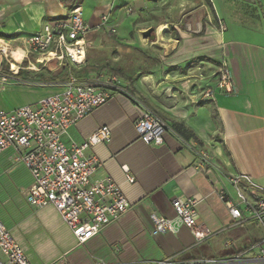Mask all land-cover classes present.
Here are the masks:
<instances>
[{
	"label": "crops",
	"instance_id": "0c3cea01",
	"mask_svg": "<svg viewBox=\"0 0 264 264\" xmlns=\"http://www.w3.org/2000/svg\"><path fill=\"white\" fill-rule=\"evenodd\" d=\"M71 1L0 0V34L8 36L0 43L10 48L14 62L10 67L17 68L16 73L7 70L6 74L13 80L23 77V72L28 73L24 78L38 75L42 79L40 84L22 81L25 85L21 87H2L0 111L36 105L64 85L67 73H74L67 64L59 67L55 63L59 72L41 69L42 74H37L35 65L49 63L40 62L26 46L28 37L63 18ZM78 5L91 29V40L108 32L128 44L133 27L137 36L152 27L157 38L150 44L162 51L164 57H158L165 74L158 69L131 87L124 84L128 95L115 94L61 136L68 147L84 142L100 127L109 128L110 141L92 147L85 156L101 165L92 179L112 178L129 204L124 215L83 245L52 207L34 209L26 203L25 192L32 179L22 164L13 162L15 151L9 148L0 155V221L28 261L139 264L177 256L189 262L249 255L258 256V264H264V227L257 222L231 225L215 194L221 185L214 173L216 168L247 175L264 190V0H184L167 11L182 16L183 29L173 25L174 17L141 27L147 22L143 17L162 10L166 0H79ZM102 17L107 18L104 25ZM96 61L93 53L86 56L89 67L96 66ZM220 64L227 66L235 91L223 95L214 90L213 100H205L201 95L206 89H215ZM20 69L19 78H14ZM97 73L74 74L85 82ZM168 80L179 81L180 88H164ZM9 90L19 93L22 102L7 103L3 95ZM145 111L155 113L166 124L160 147L144 145L135 134L134 124ZM127 176L134 179L133 184L126 182ZM175 198L197 200L198 225L213 234L206 243L197 245L185 228L175 235L153 233L154 217L174 218L171 201ZM225 243L230 244L227 249Z\"/></svg>",
	"mask_w": 264,
	"mask_h": 264
},
{
	"label": "built area",
	"instance_id": "2783aa9c",
	"mask_svg": "<svg viewBox=\"0 0 264 264\" xmlns=\"http://www.w3.org/2000/svg\"><path fill=\"white\" fill-rule=\"evenodd\" d=\"M78 4V0H73L63 18L27 38L26 46L30 54L41 58L40 62H54L59 67L63 64L70 67L85 64L91 29L84 22ZM101 21L104 25L107 18L102 17ZM220 31H224L222 25ZM6 79L3 75L0 80L5 83ZM214 90L223 95H231L235 91L231 74L223 64L219 68L215 89L205 90L202 98L213 100ZM115 94L129 93L123 81L114 74L101 72L87 82L69 74L62 87L36 105L10 112L0 111V155L12 148L16 153L13 162L22 164L32 179L25 192L26 203L34 209L52 207L79 245L85 244L102 228L124 215L129 204L120 185L112 178L92 179L101 165L94 157L85 156L87 150L110 141L109 128L100 127L84 142L68 147L62 143L61 136L71 126L107 104ZM166 129L164 120L151 111L143 112L134 124L138 140L146 146H162ZM214 173L221 185L215 194L231 218V225L257 222L264 227V190L247 175H232L216 168ZM126 182L133 184L134 179L127 176ZM197 203L194 198L173 199L174 218L154 217L153 233L175 235L185 228L191 232L197 245L206 243L213 234L199 227ZM229 246V243L224 244L225 249ZM261 253L264 254V250ZM243 262L260 263L256 259L244 260L242 256L233 255L220 260L189 262H183L177 256L139 264ZM0 264H31L1 221Z\"/></svg>",
	"mask_w": 264,
	"mask_h": 264
},
{
	"label": "rangeland",
	"instance_id": "374dc122",
	"mask_svg": "<svg viewBox=\"0 0 264 264\" xmlns=\"http://www.w3.org/2000/svg\"><path fill=\"white\" fill-rule=\"evenodd\" d=\"M166 1H167V5H163L162 10L150 11L146 16L143 17V19L147 20V22H142V24L140 22H137L136 25L140 26L141 24L142 25L141 27L144 28V27H148L147 23L149 24H155L159 22L166 23L169 20H172V18L174 17L172 20L173 25L177 26L179 29L181 28L183 29L185 22L184 20H182V16L179 15L175 17V15H171L168 12L172 8H177V4L182 3L184 0H166ZM174 10H175L174 12H177L176 9ZM197 19L198 18H196V20ZM198 21L202 22V20H199V19ZM190 24L194 25V22ZM148 30H152V27L147 29L146 31ZM169 30H170L171 36L174 37L175 32L170 27H169ZM132 32L133 33H131L130 39L127 41L128 44H123L121 41L116 39L113 33H108V32H103V35L100 36L99 39L92 38L90 42V48L88 49V52H87V56L93 53L97 57V61L95 63L96 66L91 65V67H89L88 63H86L87 67H82V66L73 67V72L75 74L79 73L83 75L85 73L90 72V70L94 72L96 67H100L103 64H108L111 70L120 72L125 77H132L134 75L141 74L142 72H154L155 73L157 72L158 69H159V72H162L164 75L165 70L164 69L160 70L161 65L159 64L162 59L160 57H164V55L162 54V51H159L155 49L154 46H151L150 44L151 40L142 38V35L137 36L136 34L137 30L135 27H133ZM151 35L157 38L154 32H152ZM158 37L161 38V36H158ZM3 48L6 49L5 50L6 53H2V51H0V72H4L3 71L4 65H8L7 70L11 73L10 64L14 63L13 59L10 58L11 50L10 48H7L4 44L0 43V50ZM159 55L160 57H158ZM31 61L32 63L34 62L33 59H31ZM20 66L27 67V64H21ZM34 67H35L34 70H37V71L43 69V70H51L53 73L59 72L58 67L57 65H55L54 62L47 64L45 67L43 65H35ZM37 71H33V72H37ZM39 72L40 71H38L37 74L41 75L42 73H39ZM103 72L112 74V72H110L109 70H105ZM4 74L2 75L6 76L8 79H6L5 83L1 82L0 80V98H2L1 97L2 87H10V86L11 87L12 86L21 87L25 85V83L22 81H30L31 85L40 84L42 82L41 81L42 79L39 80V78L37 77L38 75H34V76L31 75V77L30 76L28 77L29 79L24 78L25 76H27L24 74H28L25 72H23V77L21 78H19L20 74L14 77V78H19L20 81L18 79L13 80L5 72ZM2 77L3 76L0 75V79ZM171 86L174 89L180 88L179 81L168 80L163 85L164 88H169V89ZM3 97L6 99L7 103H9L10 105H16L22 102V97L20 96V94L17 92H12L10 90L6 91ZM223 258L224 256L222 257L215 256L216 260H220ZM257 258L258 256L257 257L249 256V255L248 257L244 256V260L257 259ZM242 264H251V262H243ZM252 264H258V263H252Z\"/></svg>",
	"mask_w": 264,
	"mask_h": 264
},
{
	"label": "trees",
	"instance_id": "16d2710c",
	"mask_svg": "<svg viewBox=\"0 0 264 264\" xmlns=\"http://www.w3.org/2000/svg\"><path fill=\"white\" fill-rule=\"evenodd\" d=\"M71 2L73 3V0H72ZM78 2H79V0H78ZM2 38H3V39H7L8 36H5V35H3V34H0V39H2ZM85 63H86V61H85ZM84 65H85V64H84ZM220 66H221V64H220ZM71 68H73V67H71ZM7 69H8V65H4V70H3V71H4L5 73H6ZM95 70H96L98 73H101V72H103V71H105V70H109L110 72H112V74L118 76V77L123 81V83L126 84L128 87H131L132 84H133L136 80H138L139 78H141V77H143V76H146V75H149V73H150V72H142L141 74L134 75V76H132V77H125L122 73L111 70L108 64H103V65H101L100 67H96ZM20 73H21V70L19 71L18 75H19ZM98 73H97V74H98ZM180 73H181V74H184V71H181ZM69 74H73V75L76 77V75H75L74 73H72V72L67 73V76H68ZM76 78H77V77H76ZM93 78H94V77H93ZM93 78H92V79H93ZM92 79H91V80H92ZM87 81H90V80H87ZM87 81H85V82H87ZM125 88H126V87H125ZM206 90H207V89H206ZM126 91H127V89H126Z\"/></svg>",
	"mask_w": 264,
	"mask_h": 264
},
{
	"label": "water",
	"instance_id": "95a60500",
	"mask_svg": "<svg viewBox=\"0 0 264 264\" xmlns=\"http://www.w3.org/2000/svg\"><path fill=\"white\" fill-rule=\"evenodd\" d=\"M152 32H153V30H148L146 32H143L142 33V38L148 39V40H151L152 41L154 39V37L151 35Z\"/></svg>",
	"mask_w": 264,
	"mask_h": 264
},
{
	"label": "bare ground",
	"instance_id": "6f19581e",
	"mask_svg": "<svg viewBox=\"0 0 264 264\" xmlns=\"http://www.w3.org/2000/svg\"><path fill=\"white\" fill-rule=\"evenodd\" d=\"M162 29H163V28H162ZM160 32H161V31H160ZM0 51H2V53L5 52V50H2V49H1ZM10 70H11V72H14V73L17 72V68H16L14 65H11Z\"/></svg>",
	"mask_w": 264,
	"mask_h": 264
}]
</instances>
